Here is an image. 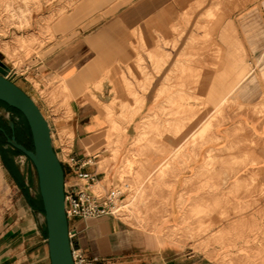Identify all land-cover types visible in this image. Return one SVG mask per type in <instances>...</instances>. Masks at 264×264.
<instances>
[{
	"label": "crops",
	"instance_id": "crops-1",
	"mask_svg": "<svg viewBox=\"0 0 264 264\" xmlns=\"http://www.w3.org/2000/svg\"><path fill=\"white\" fill-rule=\"evenodd\" d=\"M152 1L77 0L51 24V45L40 55L24 57L26 84L14 82L35 101L49 123L60 159L71 155L89 160L92 165L85 171L96 173L104 186L107 172L101 165L103 152L93 146L107 131L101 112L109 104L103 98L106 82L99 84L97 80L107 77L104 71L108 67L120 66L123 61L127 64L132 58L129 41L135 29L153 23L160 26L158 32L165 41H173V33L169 39L166 33L173 30L176 12L187 8L189 2L158 0L157 6H152ZM238 17V56L245 62L247 59L252 70L235 87V100L243 112L240 110L236 120L229 118L227 129L221 132V183H215L206 168L207 161L193 163L190 175L176 184L168 223L158 226L156 231L135 228L109 216L76 220L72 223L76 232L72 243L98 264H262L264 0L244 7ZM241 70L242 65L240 73ZM66 75L71 76L66 79L69 91L65 97L69 104L62 107L57 103L54 109L51 97H43L33 81L51 94L46 83L62 80ZM65 133L73 137L69 147L55 142L56 134L61 138ZM249 141L253 145L246 144ZM235 155L237 162H232ZM22 158L26 157L8 147L0 150V264H51L37 173ZM65 170L70 173L67 166ZM67 180L72 183L73 175L69 174ZM187 182L191 187L221 184L227 190L225 195L232 207L229 217L233 221L220 231L221 242H213V236L212 241L208 237L200 243H186L176 237L182 219L178 199ZM193 194L189 191L191 199Z\"/></svg>",
	"mask_w": 264,
	"mask_h": 264
},
{
	"label": "rangeland",
	"instance_id": "rangeland-1",
	"mask_svg": "<svg viewBox=\"0 0 264 264\" xmlns=\"http://www.w3.org/2000/svg\"><path fill=\"white\" fill-rule=\"evenodd\" d=\"M76 1L0 0V64L13 73V82L26 84L24 57L40 55L51 45V24ZM254 1L189 0L187 8L176 12L172 32L166 33V39L173 33V41H165L158 32L160 26L153 23L135 29L129 41L132 58L127 64L123 61L120 66L108 67L104 71L107 77L97 80L99 84L106 82L103 98L109 104L101 112L107 131L93 146L103 152L100 160L107 172L101 191L121 192L116 215L125 224L150 231L167 224L176 184L190 175L193 163L207 161L206 168L215 183H221V132L227 129L229 118L236 120L240 110L243 112L235 100V87L252 70L248 60L238 56V16ZM152 3L157 6L158 0ZM66 77L46 83L51 94L33 81L43 97H51L54 109L57 103L62 107L69 104L65 93L69 91L66 79L71 76ZM159 90L163 92L157 99ZM134 98L146 101L141 111L140 101ZM0 109L8 111L6 118L14 122L19 143L31 148L24 117L1 103ZM150 117L157 119L160 135L152 133L138 142L142 126ZM0 127L11 134L1 116ZM52 140L54 144L53 135ZM72 140L67 133L55 137V142L61 141L67 147ZM246 144L253 145L250 141ZM6 147L12 149L0 134V150ZM232 162H237L236 155ZM183 188L178 199L182 219L176 237L186 243H200L208 237L212 241L213 236V242H221L220 231L233 221L229 217L232 207L225 195L227 190L221 184L191 187L188 182ZM261 224L264 227V218ZM261 258L264 264V251Z\"/></svg>",
	"mask_w": 264,
	"mask_h": 264
},
{
	"label": "water",
	"instance_id": "water-1",
	"mask_svg": "<svg viewBox=\"0 0 264 264\" xmlns=\"http://www.w3.org/2000/svg\"><path fill=\"white\" fill-rule=\"evenodd\" d=\"M8 70L0 64V103L19 112L27 122L32 139V149L19 143L15 124L0 109L11 134L0 128L6 144L20 152L34 166L39 193L43 203L47 246L51 264H74L69 238V222L65 212V168L55 151L51 128L40 108L20 87L8 79Z\"/></svg>",
	"mask_w": 264,
	"mask_h": 264
},
{
	"label": "built area",
	"instance_id": "built-area-1",
	"mask_svg": "<svg viewBox=\"0 0 264 264\" xmlns=\"http://www.w3.org/2000/svg\"><path fill=\"white\" fill-rule=\"evenodd\" d=\"M13 73L8 74V79L12 80ZM59 160L64 168L67 166L70 173L65 170V212L69 222V238L71 241V253L74 264H98L95 260L89 258L87 254L79 248H76L72 241L76 232L72 229V223L76 220H95L102 217H115L119 211L117 206V197L120 191L107 193L103 184L96 173H90L85 169L91 166L89 160H78L69 155L67 159ZM72 174L74 180L69 183L67 177Z\"/></svg>",
	"mask_w": 264,
	"mask_h": 264
},
{
	"label": "bare ground",
	"instance_id": "bare-ground-1",
	"mask_svg": "<svg viewBox=\"0 0 264 264\" xmlns=\"http://www.w3.org/2000/svg\"><path fill=\"white\" fill-rule=\"evenodd\" d=\"M192 45V44H191ZM190 48V47H189ZM160 68V67H159ZM159 68L157 69V72L158 73H160V70H159ZM170 76V75H169ZM170 78V77H169ZM162 92H163V90H159L158 91V95H157V99L158 98H160V96H161V94H162ZM134 99H138V98H134ZM139 100V99H138ZM140 101V104L142 105L141 107H140V109H139V111H141L143 108H144V106H145V103H146V101H141V100H139ZM172 103V102H171ZM109 113V112H108ZM175 114H177V113H175ZM173 116H174V114H173ZM134 118H135V116L134 117H132V119H131V121H133L134 120ZM155 118V117H154ZM149 118V122L147 123V125H143L142 126V133L138 136V138H137V141L139 142V141H142V140H144V137L145 136H148V135H150V134H152V133H154V134H157V135H160V128H159V124H158V122H157V119L155 118ZM186 135V134H185Z\"/></svg>",
	"mask_w": 264,
	"mask_h": 264
},
{
	"label": "trees",
	"instance_id": "trees-1",
	"mask_svg": "<svg viewBox=\"0 0 264 264\" xmlns=\"http://www.w3.org/2000/svg\"><path fill=\"white\" fill-rule=\"evenodd\" d=\"M2 104V103H1ZM30 148V147H29ZM30 149H32V147L30 148ZM18 154H20V155H22L20 152H18V151H16Z\"/></svg>",
	"mask_w": 264,
	"mask_h": 264
},
{
	"label": "flooded vegetation",
	"instance_id": "flooded-vegetation-1",
	"mask_svg": "<svg viewBox=\"0 0 264 264\" xmlns=\"http://www.w3.org/2000/svg\"><path fill=\"white\" fill-rule=\"evenodd\" d=\"M1 128V127H0ZM3 129H5V128H3ZM5 131H6V129H5ZM7 132V131H6ZM0 134H2V133H0ZM8 134V133H7ZM3 135V134H2Z\"/></svg>",
	"mask_w": 264,
	"mask_h": 264
}]
</instances>
